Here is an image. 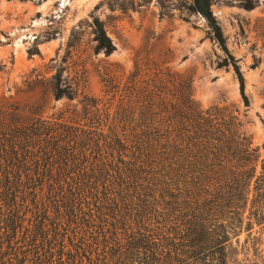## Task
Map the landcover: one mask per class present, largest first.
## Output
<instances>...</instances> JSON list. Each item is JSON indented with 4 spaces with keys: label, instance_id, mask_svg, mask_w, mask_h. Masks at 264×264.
Returning a JSON list of instances; mask_svg holds the SVG:
<instances>
[{
    "label": "trees",
    "instance_id": "1",
    "mask_svg": "<svg viewBox=\"0 0 264 264\" xmlns=\"http://www.w3.org/2000/svg\"><path fill=\"white\" fill-rule=\"evenodd\" d=\"M23 2L29 0H20ZM153 0H109L136 10ZM260 0H187L245 79L212 11ZM96 52L116 48L99 17ZM50 33L46 41L52 40ZM35 49L30 56L37 55ZM139 56L127 79L107 73L81 113L44 118L0 102V264H264V160L239 110L204 108L191 76ZM53 77L56 100L77 88ZM244 235V238L241 237Z\"/></svg>",
    "mask_w": 264,
    "mask_h": 264
},
{
    "label": "rangeland",
    "instance_id": "2",
    "mask_svg": "<svg viewBox=\"0 0 264 264\" xmlns=\"http://www.w3.org/2000/svg\"><path fill=\"white\" fill-rule=\"evenodd\" d=\"M108 2L0 0V102L44 118L68 109L81 113V96H100L107 73L127 79L139 56L150 57L174 73L191 76L194 98L204 108H237L264 160V0L251 11L237 2L212 5L228 48L239 61L248 107L234 69L218 67L225 56L206 20L182 10L187 0H153L127 11L113 10ZM95 16L105 23L116 48L110 56L95 50L90 26ZM53 32L55 37L46 41ZM37 43L39 53L30 56ZM61 69L63 79L77 88L73 101L55 99L53 77Z\"/></svg>",
    "mask_w": 264,
    "mask_h": 264
}]
</instances>
